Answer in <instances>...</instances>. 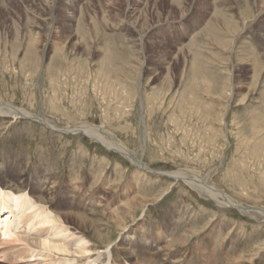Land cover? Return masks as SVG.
Returning <instances> with one entry per match:
<instances>
[{
  "label": "rangeland",
  "instance_id": "rangeland-1",
  "mask_svg": "<svg viewBox=\"0 0 264 264\" xmlns=\"http://www.w3.org/2000/svg\"><path fill=\"white\" fill-rule=\"evenodd\" d=\"M261 1L0 0V104L41 111L59 129L100 126L164 172L142 171L81 133L0 114V171L24 168L28 192L54 191L55 211H67L57 207L62 197L70 211L105 224V239L88 232L98 246L82 255L64 237L70 226L56 231L53 223L26 224L25 216L18 238L2 240L0 264H88L97 257L106 264L108 249L126 246H144L169 264H264L263 217L220 207L166 174L208 173V182L237 202L264 210ZM236 26L242 30L234 35ZM192 230L188 241L173 243ZM36 235L71 249H35L30 257Z\"/></svg>",
  "mask_w": 264,
  "mask_h": 264
},
{
  "label": "bare ground",
  "instance_id": "bare-ground-1",
  "mask_svg": "<svg viewBox=\"0 0 264 264\" xmlns=\"http://www.w3.org/2000/svg\"><path fill=\"white\" fill-rule=\"evenodd\" d=\"M261 5H262V3H261ZM263 8H264V5H263ZM234 25H235V23H234ZM231 29L232 28H230V29L228 28L229 31ZM233 30H234L233 34L237 35V34H239L241 32L242 29L241 28L238 29V27L236 26L235 28H233ZM2 113L3 114H7V115H12L13 118H19L20 117V118L30 119V120H33V121L36 120L37 122H39L42 125L46 126L52 132L66 131V132H72V133H81V134L86 135L87 137H89L91 140L100 143L107 150H111V151H114L116 153H119L124 158L129 160L133 165L139 167L140 170H142V171L156 172V174H164L163 171H156V170L151 169V167L147 166L142 161L140 155L137 156L135 152L129 151V149L122 142L119 141V139L116 137L115 134H113L112 132H109L107 130L102 129L100 126H95V125H92V124L86 123V122H82V123L80 122V123H78L76 125L65 127L64 129H61V127H60V129H59V128H57L58 125H57L56 121H54V119L48 117L47 115H45L41 111H39V113H37V114H34V113L28 112V111H26V110H24L22 108H18V107L14 106L12 104H9V103H1L0 104V114H2ZM4 117H7V116H4ZM139 145H140V148H139L140 152H143L144 151L143 150L144 149L143 142H140ZM101 166H103V165H101ZM99 169H101V168H99ZM88 170H90V169H88ZM181 170H178V171H174L173 170L171 172L169 171L166 174H168V175H170L172 177H175V178L183 179L187 184L191 185L196 190L206 194L208 197L213 199L218 204V206H220V207H234V208L238 209L241 213L249 214V215L250 214L251 215L258 214L261 217H263V219H264V210L262 208L248 206V205L245 206V205L237 202L233 197H231L227 193L223 192L222 190L218 189L215 185L209 183L208 182V176H209L208 173L205 174V175H199V173L198 174L195 173V175L193 177H189V176H187V173H185L184 171H181ZM25 172H26V170L24 168L22 170H20L18 173H17V170H16V173L14 172L15 174L14 173H10L8 175H6L5 171H2V170L0 171V184L5 186L4 189L7 188V190L5 192L0 190V241H1L0 244L2 243V240H5V239H8V240L11 239V241H12L13 235L14 234L16 235V233H15L16 229L15 228L18 227V224L22 221L23 217L26 216L27 220L26 221L24 220L26 222V224L27 223H29V224L31 223L32 225H38L39 226V224H43V223H53V226H51L50 229H56V231H61L63 229V227H61L62 225L60 226V224H65L64 230H66V231L69 229V226H70V228L73 231L71 230L72 232H70L69 235L67 234L68 236L64 235V237L66 239L70 238V237L72 238V241H70L71 239L69 240L70 242L68 241L69 244L73 245L75 247V249L78 251V253L80 252L81 254L82 253L84 254L85 252L92 251L93 250L92 248L95 246V243L89 244V241L86 240L87 239V234H88V232H92L93 238L99 239V241H101L100 239L103 237L102 232H101L102 226H105L104 223H101V219L100 218L96 219V215H95V219L88 218V215L86 213H84V211L86 212L87 209H84L82 211L84 214L78 213V212H72L73 210L70 211L69 210L70 207L67 204V200L62 199V197H60L59 201H57V207L61 208V209H66L67 211H63L61 213L55 211L53 206H52V202H51V200L55 197V195H52L54 193V191L50 190V189L49 190L46 189L42 193H40L38 195L35 194V193L38 192L36 189L33 190L34 193L32 191L28 192L29 180H27L28 178L26 177L27 175H26ZM139 173L140 172H138V174ZM94 176L96 177L95 174L93 175V178H94ZM51 177H53V176H51ZM33 183H34V180H31V184H33ZM59 196L60 195H58V197ZM157 196H155V197H157ZM80 202H82V201H80ZM138 202H141V201H138ZM145 203L146 202H144V204ZM136 204H138V203L136 202ZM47 205H49V207L51 206V208L49 209V207ZM34 207H37V208L33 209ZM95 207H96V205H95ZM46 209H48L50 211L47 212ZM95 212L97 213V210ZM102 215H103V212H102ZM117 218H118V220L115 221V224H117V223L120 224V222L124 221V216L123 215H121V218H119V217H117ZM24 219H26V218H24ZM56 223H59V225H56ZM27 226H29V225H27ZM196 232H197V230H192L191 232L189 231L188 233H185L186 235L180 236V237H178L176 239H172V241H173V243H182L183 244L186 241H188V239L190 238L191 234H193V233L195 234ZM17 236L18 235H16V237ZM59 236H58L57 239H55L56 237L54 238V240L58 241V243L60 241V240H58V239H60ZM25 237H27V236H25ZM36 237H37V239L32 240L28 245L26 244L29 247L28 249H29V252H30V257H31V255H33L32 253H34L33 251H35V249H37L38 251L41 252V250H44V249L50 250V248H51V250L55 249L56 251H62L64 253V252H67L69 250V248H70L68 245H67L68 247L63 245L62 241H60V243H59L61 245H59L57 243L58 245H54L53 246V244L50 245L51 244L50 242L47 243V240L43 239L44 237L42 238V237L37 236V235H36ZM39 237L42 238L43 240H40ZM62 237H63V235H62ZM23 238H24V236H23ZM23 238H22V240H23ZM28 238H30V237H28ZM28 238H26V239H28ZM14 239H13V241H15ZM19 239H21V237H19ZM45 239H47V238H45ZM51 239H52V237H51ZM62 239L63 238H61V240ZM95 239H91V240H95ZM104 239H105V237L102 238V240H104ZM143 240H144V238H143ZM16 242H17V240H16ZM95 242H97V241H95ZM22 245H25V244H22ZM169 245L170 244H168L167 246H169ZM96 246H98V245L96 244ZM143 247L144 246H142V248H140L137 252L133 249L132 246L131 247L130 246L129 247L126 246L123 249H115L114 251H113V249H111V250L108 249L107 250V254H108L109 259L106 262V264H123V263H125V264H169L167 262L162 261L161 259L159 260V258H158L159 256L156 258V255H154V254H147L148 252H146L143 249ZM23 248H25V247L23 246ZM48 250H46V251H48ZM51 250H50V252H51ZM76 250H75V252H76ZM72 251L74 252V249L70 250V252H72ZM46 253L45 254L42 253V254L46 255ZM137 253H139V255H138L139 257L134 256V254H137ZM46 257H47V255H46ZM51 257H52V255H51ZM61 257L63 258L64 256H61ZM5 259H7V258H5ZM9 259L11 260V258H9ZM13 259H15V258H13ZM57 260L58 259L55 258V261H56L55 262L54 260H51V258H50V261H52V262H49V264L50 263L51 264H60V262L62 260H64V259H62L60 262H58ZM98 260H99L98 257L97 258H93V260L88 262V264H101L102 262L97 263ZM87 261H89V260L87 259ZM44 262H46V261H44ZM66 263H68V261Z\"/></svg>",
  "mask_w": 264,
  "mask_h": 264
}]
</instances>
